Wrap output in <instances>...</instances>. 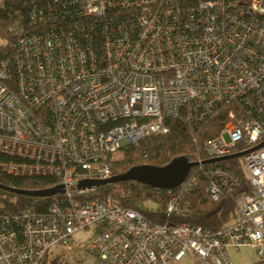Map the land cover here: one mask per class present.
I'll return each mask as SVG.
<instances>
[{"label": "built area", "instance_id": "1", "mask_svg": "<svg viewBox=\"0 0 264 264\" xmlns=\"http://www.w3.org/2000/svg\"><path fill=\"white\" fill-rule=\"evenodd\" d=\"M0 60V170L54 178L63 192L37 209L0 202V264H44L48 250L94 229L84 245L100 264H170L187 254L234 264L252 247L264 260V144L239 157L249 186L234 218L210 230L150 223L136 209L79 183L110 177L122 146L168 133L183 115L192 134L227 109L205 140L198 173L166 190V215L190 213L187 196L204 182L211 201L242 178L210 159L264 143V0H26ZM195 139V138H194ZM54 185V186H55Z\"/></svg>", "mask_w": 264, "mask_h": 264}, {"label": "trees", "instance_id": "2", "mask_svg": "<svg viewBox=\"0 0 264 264\" xmlns=\"http://www.w3.org/2000/svg\"><path fill=\"white\" fill-rule=\"evenodd\" d=\"M25 1L0 0V60L7 55L8 44L13 38L10 32L11 26L15 22L21 25L27 24L28 8ZM227 109L228 107L218 111L195 135L188 130L182 114L166 120L169 127L168 133L142 138L112 153L109 156L110 176L122 174L138 165L162 166L179 157H184L190 162L206 161L209 156L205 150V140L220 131L227 120ZM237 150L239 146L234 147L232 153ZM4 159L6 157L0 154V161ZM239 160V158H232L224 160L222 164L242 178L241 185L231 193L221 196L218 201H211L203 194L204 182L200 179L198 188L187 196L191 208L187 216L166 215L165 205L168 199L166 190L133 181L99 187L92 198L112 195L119 205L138 210L150 223L168 225L189 223L215 230L234 218L237 198L249 191L248 183L243 178L239 167ZM192 173H198V166L190 169L189 174ZM0 184L23 190H42L54 186L56 179L17 177L0 170ZM10 197H14L15 200H11ZM47 200L21 196L0 189V202L4 203L5 209L10 212H18L30 206L42 209L43 206L40 204ZM150 200L156 201L158 206L155 208L145 206L144 202ZM48 262L46 258L44 264H58L55 260Z\"/></svg>", "mask_w": 264, "mask_h": 264}, {"label": "water", "instance_id": "3", "mask_svg": "<svg viewBox=\"0 0 264 264\" xmlns=\"http://www.w3.org/2000/svg\"><path fill=\"white\" fill-rule=\"evenodd\" d=\"M263 144L264 143H261L246 151L232 153L226 156L210 159L208 161H224L232 158H239L250 151L258 149L263 146ZM200 163L202 162H190L184 157H179L172 159L170 162L162 166L147 164L138 165L129 168L122 174L110 176L105 179L82 181L79 183L78 187L81 189H97L104 185L133 181L159 189L172 190L181 184L192 167L198 166ZM0 189L13 194L34 198L51 197L63 192L61 185H55L42 190H23L0 184Z\"/></svg>", "mask_w": 264, "mask_h": 264}, {"label": "rangeland", "instance_id": "4", "mask_svg": "<svg viewBox=\"0 0 264 264\" xmlns=\"http://www.w3.org/2000/svg\"><path fill=\"white\" fill-rule=\"evenodd\" d=\"M95 190L89 194L90 197H92ZM106 196H110L114 199L112 195ZM10 199L15 200L14 197H10ZM144 205L149 208L158 206L157 202L154 200L146 201ZM94 233V229H85L74 233L68 244L55 245L48 250V260H55L58 264H100L98 257L88 253L84 248V245L93 238ZM230 256L234 264H264V260H260L256 251L249 246L242 247L235 252L231 251Z\"/></svg>", "mask_w": 264, "mask_h": 264}, {"label": "crops", "instance_id": "5", "mask_svg": "<svg viewBox=\"0 0 264 264\" xmlns=\"http://www.w3.org/2000/svg\"><path fill=\"white\" fill-rule=\"evenodd\" d=\"M231 251H234V250H230V252ZM236 251H238V250H236ZM230 252H229V255H230ZM230 258H231V256H230ZM170 264H210V263L207 261L198 260L194 256L187 254L184 257H182L180 260L172 261Z\"/></svg>", "mask_w": 264, "mask_h": 264}]
</instances>
